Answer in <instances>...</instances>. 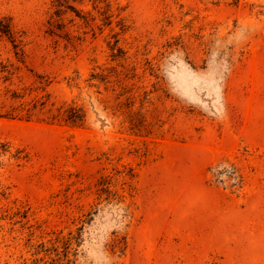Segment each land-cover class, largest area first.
<instances>
[{
    "label": "rangeland",
    "instance_id": "374dc122",
    "mask_svg": "<svg viewBox=\"0 0 264 264\" xmlns=\"http://www.w3.org/2000/svg\"><path fill=\"white\" fill-rule=\"evenodd\" d=\"M0 264H264V0H0Z\"/></svg>",
    "mask_w": 264,
    "mask_h": 264
}]
</instances>
